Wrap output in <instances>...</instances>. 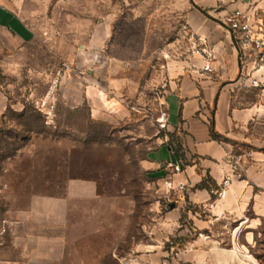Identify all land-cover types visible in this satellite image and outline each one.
I'll list each match as a JSON object with an SVG mask.
<instances>
[{
	"label": "rangeland",
	"instance_id": "374dc122",
	"mask_svg": "<svg viewBox=\"0 0 264 264\" xmlns=\"http://www.w3.org/2000/svg\"><path fill=\"white\" fill-rule=\"evenodd\" d=\"M0 2L32 33L24 44L0 34V259L134 264L173 200L142 162L173 136L157 123V89L166 63L189 54L194 0ZM69 180L96 183L97 197L74 198L64 227L42 202L34 220L7 231L6 220L27 212L33 196L65 197Z\"/></svg>",
	"mask_w": 264,
	"mask_h": 264
},
{
	"label": "crops",
	"instance_id": "0c3cea01",
	"mask_svg": "<svg viewBox=\"0 0 264 264\" xmlns=\"http://www.w3.org/2000/svg\"><path fill=\"white\" fill-rule=\"evenodd\" d=\"M213 1L194 0L196 7L188 11L186 24L198 38V51L190 43L187 56L166 63L158 83L167 132L176 137L181 151L177 158L165 134L142 166L154 177L158 192L163 193V180L169 178L185 189L172 193L170 210L150 236L154 244L140 245L134 264H264L260 258L264 256V86L251 85L253 79L264 82V69L239 57L228 30L217 19L250 2L263 8L264 0H232L225 9H217ZM0 34L17 44L32 37L15 11L1 2ZM202 51L211 56L209 72L203 71L207 61ZM93 79L96 85L103 81L99 73ZM3 111L0 94V116ZM174 163L180 164V173L172 174L168 165ZM227 176L231 181L222 187ZM94 197L96 183L69 180L65 197L33 196L27 212L19 210L14 220L2 221L7 231L18 233L41 214L44 202L47 215L64 227L70 202ZM170 238L176 243L166 248L164 241ZM21 240L17 238L18 243ZM174 249V258L169 259ZM0 264L11 263L0 259Z\"/></svg>",
	"mask_w": 264,
	"mask_h": 264
},
{
	"label": "built area",
	"instance_id": "2783aa9c",
	"mask_svg": "<svg viewBox=\"0 0 264 264\" xmlns=\"http://www.w3.org/2000/svg\"><path fill=\"white\" fill-rule=\"evenodd\" d=\"M219 3L223 0H217ZM223 24L230 34L232 43L234 44L240 58L250 59L255 69H264V7H258L256 2H250L244 9H233L223 16ZM190 43L194 51H198L197 41L198 38L194 33L190 34ZM207 64L203 67V71H211L209 59L211 56L205 54ZM254 87L264 86L255 79L251 81ZM157 123L160 128L167 127V113L161 112ZM168 167L172 170V174L180 173L181 166L179 163L169 164ZM230 177L227 176L222 182V187H226L230 183ZM185 185L178 183L175 184L169 179L163 180V194L165 196L172 193H182ZM221 199L224 197L223 191L218 193ZM2 233H5L3 228Z\"/></svg>",
	"mask_w": 264,
	"mask_h": 264
},
{
	"label": "trees",
	"instance_id": "16d2710c",
	"mask_svg": "<svg viewBox=\"0 0 264 264\" xmlns=\"http://www.w3.org/2000/svg\"><path fill=\"white\" fill-rule=\"evenodd\" d=\"M169 143L171 144V148H172L174 155L178 158L180 156L179 154H180L181 149H180L179 142L174 135L170 136Z\"/></svg>",
	"mask_w": 264,
	"mask_h": 264
},
{
	"label": "water",
	"instance_id": "95a60500",
	"mask_svg": "<svg viewBox=\"0 0 264 264\" xmlns=\"http://www.w3.org/2000/svg\"><path fill=\"white\" fill-rule=\"evenodd\" d=\"M193 4V3H192ZM194 7H196L194 4H193Z\"/></svg>",
	"mask_w": 264,
	"mask_h": 264
}]
</instances>
